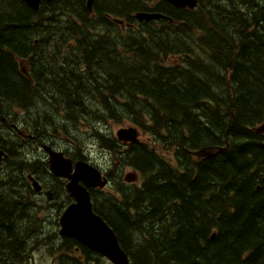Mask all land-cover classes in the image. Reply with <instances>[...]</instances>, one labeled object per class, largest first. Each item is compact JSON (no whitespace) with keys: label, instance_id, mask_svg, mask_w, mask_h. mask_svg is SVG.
Segmentation results:
<instances>
[{"label":"trees","instance_id":"16d2710c","mask_svg":"<svg viewBox=\"0 0 264 264\" xmlns=\"http://www.w3.org/2000/svg\"><path fill=\"white\" fill-rule=\"evenodd\" d=\"M87 1H42L34 13L22 0H0L8 110L29 107L34 97L23 92L43 81H21L29 52L36 66L53 62L54 88L73 92L52 97L54 110L94 119L88 128L106 148L114 139L96 124L138 128L144 140L116 157L141 182L104 219L132 264H264V135L254 131L264 121V0H198L193 10L92 0L90 11ZM138 12L165 18L138 22ZM46 42L54 53H44ZM11 182L0 183V233L14 234V218L33 212L29 191ZM10 242L5 264H18L28 243Z\"/></svg>","mask_w":264,"mask_h":264},{"label":"flooded vegetation","instance_id":"af4514ba","mask_svg":"<svg viewBox=\"0 0 264 264\" xmlns=\"http://www.w3.org/2000/svg\"><path fill=\"white\" fill-rule=\"evenodd\" d=\"M244 3L245 1L241 3L242 6ZM34 43L37 42L34 41ZM47 44L48 42L40 43L39 46H44V49L47 50L49 47ZM70 45L72 44H65L67 47ZM46 53L49 54L50 52L47 50ZM64 53L66 52H58V54ZM34 61V57H30L29 52H24V56L18 65L21 71V81L30 83L34 79H43L41 84L23 92L28 96L37 97L36 103L34 100L25 101L24 105L30 106L15 109L16 115L13 117L11 111L8 110L9 100L6 99V101L0 96V151L4 154L0 161V181L9 184V180H11L12 185H19L21 188L24 185L25 192L23 195L29 191V204L34 213V216L31 214L29 217L22 218V208H18L19 212L17 213L22 219L14 218L13 223L15 225L12 229L16 230L15 233H0V264L7 262L4 254L7 253L11 240L26 241L29 246L26 248L29 249L28 251H22L20 255L18 254V264V261H22L33 252L34 254L36 252L43 254L45 259H52V264H61L64 257L73 256L71 253H77L84 257L94 253L80 245L73 237L60 235V216L76 200L66 190L69 180L56 176L50 170L51 154L61 156L71 163L70 175L74 173L76 162L87 163L98 169L101 180L106 182L103 188H86L81 180L79 185L84 187L88 193L93 214L99 215L103 220L105 216H110L109 208L121 209L127 205L122 201L123 194L136 186L123 182L124 167L122 168L119 159L116 157L117 154H121L120 150L123 149V145L118 143L115 137L111 142L115 151L107 150L105 143L98 139L92 144L84 145L81 143L82 145H78L76 139L79 138L75 136L74 130L68 131L66 128L73 124H83L73 120V115L67 116L64 109L55 111L51 99L73 92L54 88L52 70L40 65L36 66ZM40 61L42 60L40 59ZM43 61H48V59ZM41 71H45L51 76L42 78L40 76ZM5 93L9 92H0V95L4 96ZM33 104L36 105L33 107ZM33 110L34 116L30 113ZM99 156L107 159L108 163H100L98 161ZM33 183L38 186V190H35ZM50 213H54L55 217H50ZM9 229L11 228L9 227ZM72 240L76 242H72ZM46 255H50V257ZM97 256L101 260L103 259L100 254ZM95 264L98 263L95 262Z\"/></svg>","mask_w":264,"mask_h":264},{"label":"water","instance_id":"95a60500","mask_svg":"<svg viewBox=\"0 0 264 264\" xmlns=\"http://www.w3.org/2000/svg\"><path fill=\"white\" fill-rule=\"evenodd\" d=\"M41 0H23V2L33 12H37ZM51 1V0H46ZM172 7L179 9L193 10L198 5V0H163ZM91 0L88 1L90 9ZM134 18L140 22H150L156 19L164 18L160 14L138 12ZM257 133L264 134V121L255 129ZM118 141L124 143H136L137 132L133 127L120 128L116 131ZM0 152V161L3 156ZM71 163L64 160L61 156L51 154L50 170L58 177L69 180L66 190L75 198V203L69 206L62 214L60 219L62 236L73 237L80 244L89 250L96 252L105 257L111 264H128L126 254L121 250L117 243L114 233L104 224L100 217L91 211V204L88 193L84 187L79 185V181H83L86 188L100 186L103 187L105 182H99L98 172L81 162H76L74 173L70 175ZM133 174L125 177V181H134ZM35 190L38 186L33 183ZM50 196L48 195V198Z\"/></svg>","mask_w":264,"mask_h":264},{"label":"rangeland","instance_id":"374dc122","mask_svg":"<svg viewBox=\"0 0 264 264\" xmlns=\"http://www.w3.org/2000/svg\"><path fill=\"white\" fill-rule=\"evenodd\" d=\"M153 2H156V0H153ZM58 13L59 14H61L59 11H58ZM65 18H63V20H64ZM48 43H52V42H48ZM47 45H49V44H47ZM51 46H52V44H50ZM55 44H53V46H54ZM65 46V45H64ZM45 48V47H44ZM49 51L50 53L49 54H47L46 53V51ZM47 50H44L45 52V54H47V55H50V54H52L53 52H52V48H48ZM64 51V50H63ZM34 55V54H33ZM37 59H39V57H34V60L36 61ZM44 66H46L47 68H49L50 69V66L51 67H53L54 66V64H53V62H51V61H40ZM33 100H34V102L36 103V101H37V97H34L33 98ZM36 105V104H35ZM34 105V106H35ZM35 109V108H34ZM35 111L36 112H38L36 109H35ZM31 113V115H35V112H34V110H33V112H30ZM75 118L73 117V120H74ZM74 123H75V121H73ZM94 122V119H88V123L91 125L92 123ZM84 124V125H75V124H73L71 127H68V128H66V130H74V133H75V136L77 137V138H79V139H76V141H77V143H78V145H80L81 143L82 144H84V145H87V144H92L95 140H97L96 139V136H93V132H91L90 130H89V128H88V125L89 124ZM58 125H60L59 123H58ZM127 126V125H126ZM95 128H96V132H98V134H101V136H107V137H110V139H113V137H114V133H115V131L119 128V126L114 122V124H113V122H111V121H104V122H102V123H100V124H96L95 125ZM91 129V128H90ZM81 144V145H82ZM105 148H106V143H105ZM107 150H109L108 148H106ZM98 161L100 162V163H104V164H107L108 163V160L106 159H104L102 156H99L98 157ZM126 172H128V171H125L124 173H126ZM0 183H2L1 181H0ZM6 184H8V183H6ZM10 191H11V189H10ZM22 206L23 207H28V205H26V204H24V203H22ZM32 216H34V213L32 212ZM50 217H55L54 216V213H50ZM127 234H131L133 237H135V233H130V232H128ZM71 255H73V256H75L76 258H77V261L79 262V263H81V264H86V257H84V256H80L79 254H77V253H71ZM43 254H41V253H38V252H36L35 254H34V256H33V258H32V264H50V262H51V260L52 259H45V258H43Z\"/></svg>","mask_w":264,"mask_h":264},{"label":"bare ground","instance_id":"6f19581e","mask_svg":"<svg viewBox=\"0 0 264 264\" xmlns=\"http://www.w3.org/2000/svg\"><path fill=\"white\" fill-rule=\"evenodd\" d=\"M116 22V21H115ZM40 65H42V64H40ZM45 68H47L46 66H45ZM46 73V72H45ZM76 120V119H75ZM83 125L85 124V122L84 121H80ZM91 132H93L91 129H89ZM93 136H95V134L93 133ZM112 148V147H111ZM121 152H123V149L122 150H120ZM1 152V151H0ZM93 205V204H92ZM96 206V205H95ZM94 208V207H93ZM213 237V236H212Z\"/></svg>","mask_w":264,"mask_h":264}]
</instances>
